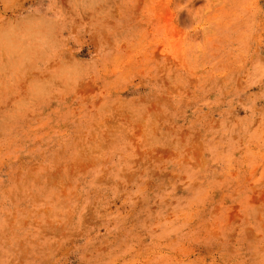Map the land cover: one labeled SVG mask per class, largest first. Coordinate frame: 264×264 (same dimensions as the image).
Wrapping results in <instances>:
<instances>
[{
	"label": "rangeland",
	"instance_id": "1",
	"mask_svg": "<svg viewBox=\"0 0 264 264\" xmlns=\"http://www.w3.org/2000/svg\"><path fill=\"white\" fill-rule=\"evenodd\" d=\"M0 264H264V0H0Z\"/></svg>",
	"mask_w": 264,
	"mask_h": 264
}]
</instances>
